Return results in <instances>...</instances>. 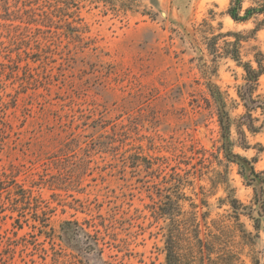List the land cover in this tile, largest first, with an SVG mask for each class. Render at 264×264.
Segmentation results:
<instances>
[{
  "label": "rangeland",
  "instance_id": "rangeland-1",
  "mask_svg": "<svg viewBox=\"0 0 264 264\" xmlns=\"http://www.w3.org/2000/svg\"><path fill=\"white\" fill-rule=\"evenodd\" d=\"M63 1L0 0V264H166L159 211L176 191L211 218L232 198L258 210L264 129L242 126L246 75L229 53L239 35L242 63L264 67V15L237 23L230 0ZM210 81L243 170L221 150Z\"/></svg>",
  "mask_w": 264,
  "mask_h": 264
},
{
  "label": "trees",
  "instance_id": "trees-1",
  "mask_svg": "<svg viewBox=\"0 0 264 264\" xmlns=\"http://www.w3.org/2000/svg\"><path fill=\"white\" fill-rule=\"evenodd\" d=\"M78 1L103 2L108 5L114 3L113 0H64L63 3L70 9L75 7ZM244 1L230 0L227 13L233 21L245 23L256 15H264V3L244 8ZM58 2L61 3V0ZM239 38L237 35L233 42L235 50L229 54L245 71L246 85L240 92V98L244 102L249 122L243 123L242 126H246L250 133L255 134L264 129V122L260 127L254 125L256 119L251 114L254 110H260L264 115V102L254 97L264 67L259 62H257V68L251 63H242ZM208 86L219 107V126L223 139L221 150L229 163H235L243 170L244 166L238 161L247 164L250 162L233 151L232 119L226 111L223 95L211 81ZM242 134L245 135L244 131ZM245 144L242 143L241 146L248 148ZM251 171L255 175L253 166ZM183 202H190L188 211L184 210ZM254 204L258 206V210L232 198L228 201L230 213L211 218V212L199 211L205 206L204 203L202 207H199L191 199H186L180 191H176L174 197L168 195L159 211V215L169 222L165 241L166 264H263V253L258 245L264 224V191L261 194L255 192ZM241 216L250 220L252 229L246 227L241 221Z\"/></svg>",
  "mask_w": 264,
  "mask_h": 264
}]
</instances>
